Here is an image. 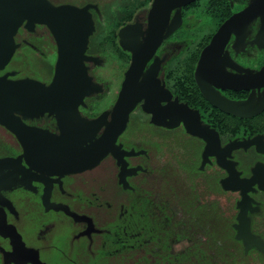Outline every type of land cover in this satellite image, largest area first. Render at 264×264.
<instances>
[{
	"label": "flooded vegetation",
	"instance_id": "af4514ba",
	"mask_svg": "<svg viewBox=\"0 0 264 264\" xmlns=\"http://www.w3.org/2000/svg\"><path fill=\"white\" fill-rule=\"evenodd\" d=\"M197 1L199 0L194 2ZM152 3L153 0H145L143 4L139 3L132 8L112 7L109 10L101 7L99 0H86L80 5H72L81 8L90 4L96 7L89 9L94 22V31L89 36L85 55L92 60L85 62V65L92 78V84L97 86L90 73L91 67L98 66L104 69L109 54L100 55L99 50L102 46L111 49L112 57L117 61V67L113 70L116 87L113 106L119 98L125 73L131 65L133 55L132 52L121 47L119 32L128 25H141L142 33L137 32L140 37L136 47L139 46L148 31V15ZM192 3L171 12L170 21L178 12L180 23L169 35L162 38L151 52L139 77V82L144 81L143 84L148 87L147 108L154 111L155 117L161 119L166 125H157L152 122L154 113L143 111L142 105L145 99H142L130 112L126 128L117 138V144H120L123 150H133L138 153V155L124 158L128 169L136 171L126 176L128 187L119 183L120 166L117 165L116 160L111 155L104 158L113 161L117 169V185L121 194L122 192L129 194L128 201H122V199L117 201L116 196L114 201L100 199V189L95 192L87 188L91 181H86L87 187L78 183L72 186L66 179L69 175L62 178L46 177L51 182L49 202L54 206H60V209H45L43 197L46 193V185L34 178H30V183L25 184L21 176L14 175L18 184L16 186L9 184V188L0 189V196L11 204L10 208L7 204L0 203V209L4 211L7 223L16 227L27 251H37L41 262L50 264L43 260L41 251H77V253L81 251L86 252V256L85 254L83 256L86 257L88 264H96L97 257L104 259L103 252L110 251L106 237L109 240L113 237L117 241L121 239V243L119 245L116 241L112 251H138L139 254L143 252L151 254V251H168V253L243 251L244 254V251H247L243 255L245 263L249 255L253 254L259 256L261 264H264V87L254 86L248 73L251 71L255 74L264 67V41L255 39L260 26L259 20L246 26L244 39L237 40L236 35L231 34L225 44H219L208 50L203 63L199 66L202 52L210 45L219 27L247 5L242 9L232 10L226 7V0H207V7L195 9L191 8ZM105 9L113 19L109 25L106 21L104 22L107 28L104 34L105 27L103 23L97 22V18ZM105 15L101 16L103 20H106ZM196 16H203L206 23L197 26L192 20L188 22V18ZM37 27L44 26L36 25L33 31H28L22 26L18 32L20 30L36 32ZM167 31L166 28L163 36ZM17 34L15 42L20 44L19 48L30 46L24 38H17ZM50 37L56 50L51 34ZM96 37H99L98 54L94 52L92 54L89 52L91 40L94 45ZM56 58L55 51L51 79L54 75ZM153 64L156 66L151 70ZM104 71L107 72L109 69L105 68ZM4 72L11 71H8L6 67ZM51 79L43 83L48 84ZM99 89L97 92L103 91V88L99 87ZM97 92L87 96L84 99L85 106L78 108L81 118L85 121L94 120L104 113H109L113 108L112 106L109 110L90 116L87 111L91 110L94 104L91 96ZM218 100L241 103L244 106L241 110L245 112L244 114L251 111L259 112L250 117H237L220 109L215 104ZM245 102L247 104H243ZM25 123L58 133L56 121L51 117L44 116L27 120ZM168 123H172V127H169ZM134 124L138 127L136 135L129 132ZM11 137L14 138L12 135ZM126 139H129L130 143L137 140L150 141L155 148H160V152L154 155V152L149 153L144 148L129 146V143L125 142ZM234 142L242 145L229 150L228 146ZM16 143L17 146L13 149L16 150L15 153L2 154L0 159L20 156L22 149L17 141ZM172 145H176V155L171 151L174 147ZM170 154L176 156L175 160L169 156ZM138 156H145L149 163H154L156 166L145 168L130 160L131 157ZM155 158L158 159L155 160ZM157 161H160V167ZM22 164L25 165L24 162ZM2 173L11 174L12 172ZM139 174L142 176L139 177ZM158 174H163L162 183L156 185L154 181ZM175 174L178 178L174 180ZM131 177H136L135 185L128 181ZM144 185L149 186L150 190H153L152 187L161 186V192L164 194H169V188H174L171 196H176L174 203H177L178 208L175 210L171 207L166 195L160 201H156L152 192L148 194L147 200L141 201L137 208L135 200L137 187ZM82 189L88 194L86 198L79 194ZM188 193H192L193 197L198 196L203 200L214 201V208H210L208 220L219 215L222 222H211L209 225L203 223L207 216L206 211L202 213L201 211L213 202L204 204L201 201L197 205L192 204L194 209L200 208V212L190 215L186 206ZM145 207L149 210L154 209L155 216L152 221L155 223L160 221L162 224L160 233L167 234L162 236L160 243L159 239H152L153 236L158 235L159 228L155 230L148 228L149 232L145 233L143 228L138 231V225L134 224V219L145 223L143 222L145 216L141 211ZM53 213L58 214L53 217ZM128 214L132 224H129L127 233L123 222ZM134 216L137 217L134 218ZM21 221L31 231L30 237L21 234L18 227ZM145 224L144 228L147 230ZM60 225H69L67 227L70 230L69 233L67 234L65 228L63 229ZM171 233L177 235V238L174 236L172 238L178 241L168 245L167 240H172L169 235ZM248 233L250 237L260 241L261 245L251 243L247 247L245 238ZM164 239L167 241L165 242L167 246ZM126 240L130 249L124 247L125 244L121 246L122 241ZM12 251L10 241L0 236V264H18L19 259L6 260L5 256ZM111 256H114V253L108 258ZM116 256L118 261L122 259L121 253L120 255L116 253ZM21 261H25V264H33L30 259H21ZM143 261L148 263L147 259Z\"/></svg>",
	"mask_w": 264,
	"mask_h": 264
},
{
	"label": "water",
	"instance_id": "95a60500",
	"mask_svg": "<svg viewBox=\"0 0 264 264\" xmlns=\"http://www.w3.org/2000/svg\"><path fill=\"white\" fill-rule=\"evenodd\" d=\"M194 1L196 0H153L148 15V31L143 37V42L137 47L136 43L140 37L138 34L142 33L141 25H128L120 30L121 47L133 55L119 98L109 113L85 121L81 118L78 108L85 106L84 99L87 96L100 90L92 84V78L85 65V62L92 60L85 55L89 36L94 31L89 9L96 7L90 4L81 8L68 4L55 6L48 0H0V127L8 131L22 149V154L17 158L0 159V189L9 188V184L16 186L18 182L14 175L21 176L25 184H29L30 178H34L46 185L43 197L45 209H60V206L49 202L51 182L46 177L62 178L65 175L92 170L108 155L120 166L119 183L128 187L126 176L136 171L128 169L124 158L138 153L123 150L122 146L117 144V138L125 130L130 112L142 99H145L143 111L154 113L147 108L148 87L143 84L144 81L139 82L140 74L151 52L162 38L179 25L178 12L170 21L171 12ZM257 19L260 26L255 39L264 41V0H249L242 11L233 14L219 27L210 45L202 52L199 66L203 63L207 51L219 44H225L231 34H235L237 40L244 39L246 26ZM36 25L46 27L56 45L54 75L48 84L31 78L13 79L16 72H4L20 46L15 42L19 28L23 26L24 29L33 31ZM166 28L168 31L163 36ZM155 66L153 64L151 70ZM149 73L150 70L147 78ZM248 73L254 86L264 87V67L255 74L251 71ZM215 104L237 117H250L259 112L244 114L245 112L241 111L244 107L241 103L218 100ZM184 107L187 109V106ZM44 116L55 119L57 134L25 123L27 120ZM152 122L166 125L155 117V113ZM168 126L172 127V123H168ZM241 145L234 142L228 148L236 149ZM4 171L12 173L3 174ZM0 203L11 208V204L1 196ZM0 236L10 241L13 249L5 256L6 260L19 259L18 264H25L21 259H30L33 264H45L39 260L37 251H27L21 235L15 226L7 223L2 209ZM245 242L247 247L251 243L261 245L260 241L250 237L249 233L246 234Z\"/></svg>",
	"mask_w": 264,
	"mask_h": 264
},
{
	"label": "rangeland",
	"instance_id": "374dc122",
	"mask_svg": "<svg viewBox=\"0 0 264 264\" xmlns=\"http://www.w3.org/2000/svg\"><path fill=\"white\" fill-rule=\"evenodd\" d=\"M52 4L54 5H62V4H70V5H80L82 3H84V1L86 0H49ZM99 0V4L101 7L106 8L107 10L111 9L112 7L114 8H132V6H138L139 3L143 4L145 2V0ZM249 0H226V7H228L229 9L235 10V9H242L244 8L247 4H248ZM205 7H207V0H199L197 2H194L191 4V8H195V9H204ZM102 11V14H106L105 18L106 20H103V18L101 16H98L97 18V22L98 23H103L102 25L105 27L103 28L104 30V34L106 32V25H104V22L106 21L107 24L109 25L111 21V15H108L109 12H107V10ZM203 13V12H202ZM201 13V14H202ZM188 22H194L197 26H200L201 23H206L204 20V17H198L196 16L194 17H190L187 19ZM204 20V22H203ZM96 22V24H97ZM103 34V35H104ZM24 38L26 40V43L29 44L30 46H22L20 48H18L12 58V60L10 61V63L7 66V70L11 71V72H16L18 73L17 77L19 78H32L35 80H38L40 82H48L51 79L52 76V64L54 62L55 59V46L54 43L52 42V39L50 37V34L48 32L47 29H45L44 27H37L36 32H23V31H19L17 34V38ZM98 39L99 37L94 38V45H93V41L91 40V45H90V50L89 52H94L96 54H98ZM103 49V51H102ZM102 51V52H101ZM92 53V54H94ZM99 54L100 55H108L107 59L105 57V59L107 60V63L104 67V69L102 68H98L95 66L91 67V76L94 77L95 82L97 83L98 87L103 88L102 92H97L95 94H93L91 96L92 101L94 102V104L92 105V109L88 110L87 112L90 113V116H95L96 114H98L100 111H104V110H109L111 109V107L113 106L114 103V96H115V92H116V87L114 84V69L116 66L117 61L112 57V51L110 48L104 47L102 46L99 50ZM105 68L109 69V71H104ZM85 111V110H83ZM86 113V112H85ZM137 118V117H136ZM137 120V119H135ZM133 120V121H135ZM138 127L136 126V124H134L129 130V132H131L132 135H136L138 133ZM125 139V138H124ZM129 139H126L125 142H128ZM129 143V146L132 147H136V148H144L146 150L149 151V153H153L154 155L157 154V152H160V148H155L153 144H150V141H132L131 143ZM17 146V143L15 141L14 138L11 137V135L6 132L2 127H0V155L5 154V153H15L16 150H13L15 147ZM174 147H172V152L176 151V145H172ZM162 154V153H161ZM176 155V154H175ZM175 155H169L170 157H172L174 160L176 158ZM158 158H155V160ZM130 160L134 163H139L142 166L146 167H153L155 164L154 163H149L148 162V158H146L145 156H138V157H131ZM158 162V166L160 165V161ZM156 166V165H155ZM160 167V166H159ZM174 167H176L174 165ZM116 167L114 166V163L112 160H109V158H106L102 161V163L97 166L96 168L80 173V174H75V175H69L66 177L68 184L75 185L76 183H78L81 186H85L87 187V183L86 181H91L88 184L90 186H88L87 188L93 189L95 192L97 189L99 190V197L100 199L104 198L105 200H110V201H114L115 196L117 198V201L121 200L124 201H128L129 199V194H124V192H122L119 190L120 188L117 185V177H116ZM139 177L142 176L141 174L138 175ZM162 176L163 174H158L156 175L154 184L159 185L162 183ZM174 180L178 178L177 174L174 175ZM172 178V176H170ZM136 177H131L128 178V181L135 185L136 184ZM142 180V178H141ZM145 180V179H143ZM72 182V183H71ZM75 182V183H74ZM139 182V181H138ZM141 182V181H140ZM145 181H142L141 183H144ZM174 182V181H173ZM141 183H139L141 185ZM146 183V182H145ZM83 184V185H82ZM172 185V183H171ZM118 187V189H116ZM173 187V186H172ZM153 190H150V187L147 185L144 186H139L137 187L138 192L136 194L135 200H136V207L138 208L139 204L141 203L142 200L148 198V194L150 192L153 193V195L156 198V201H160L161 199H163V196L166 195L168 202L170 203L171 207H174V209L176 210L177 207V203H174V201L176 200V196H171L172 195V191L174 188H169L170 189V193L169 194H164V192H161V186H158L157 188L152 187ZM82 192H79L80 195H82L83 197H87L88 194H86V190L83 191V189L81 190ZM77 192V191H76ZM187 204L186 206L188 207L189 210V214L193 215L194 212L195 213H199L200 212V208H196L194 209L192 207L193 205H197L199 204L201 201L205 204V203H211L213 202V204L207 205V207H205L201 213L203 211H206V218L204 219V222L206 225H209L211 222L212 223H216V222H222L221 217H219V215H215L213 216L210 220H208L209 218V213H210V208H214V201H210V200H203L200 199V197L196 196L193 197L192 193H188L187 197ZM102 201V200H101ZM216 205L218 206V203H216ZM128 206V205H126ZM157 207V206H156ZM221 207V205H220ZM193 209V211H192ZM219 209V208H218ZM113 211V210H112ZM144 213V218L143 222H145L144 224L147 227V230H145L144 228V224L140 221V220H136L134 219V224L135 226L138 225V231L139 230H143V232L148 233L149 230L148 228H150V230H155L156 228H159V233L157 236H151V238L153 240H155V238L159 239L158 242L160 243V240L162 239V236H167L166 233L163 232V235L160 233L161 232V227L162 224L160 221H158V223L153 222L152 220L154 219V209L151 208L150 210L148 208L145 207L142 208L141 210ZM40 213V211H38ZM200 213V215H201ZM58 213H53V217L56 216ZM52 217V216H51ZM137 216H134V218ZM147 218V219H146ZM124 228H126V232L128 233L129 231V224L131 223V219L129 217V214L126 215V219L123 222ZM62 226V228L64 230L67 231V234L69 233V229L67 228L69 225H60ZM161 226V227H160ZM18 227L19 230L21 232V234H23L26 237H30V230L29 228H27L26 226H24V223L21 221L18 223ZM143 228V229H142ZM61 231V230H60ZM59 233V231H58ZM171 235L172 239L167 240L168 241V245L172 244V243H176L178 240H176L175 238H177V235L175 233H171L169 234ZM172 236H174L175 238H172ZM110 237V236H109ZM123 237V236H121ZM107 238V242L108 245L110 247V251H104L103 253V258L104 259H100L97 257L98 261L96 262V264H243L245 263V258H244V254L246 253L244 251H176V252H169L168 251H151V254L149 253H145L143 252L142 254H139V252H135V251H112L113 245L114 243H116L117 239H113V237H110V240ZM175 239V240H174ZM164 239V243L167 242ZM117 242H119V245L121 243V239H119ZM156 242V241H155ZM154 242V243H155ZM158 243V244H159ZM124 245V247H129V243L128 241H122L121 246ZM105 246L107 247V244L105 243ZM159 246V245H158ZM165 246H167V244L165 243ZM131 247H129L128 249H130ZM108 253L113 254L114 256H111L108 258ZM116 253H118V255H120L121 253V258L119 261L117 260V256ZM85 254L86 256V252H81L79 251L77 253V251H41V255L44 261L50 263V264H82V263H86L88 264V262L86 261V257H84L83 255ZM77 257V258H76ZM243 257V258H242ZM147 259V261L144 262L143 260ZM117 260V261H116ZM150 261V262H149ZM246 264H261V261L259 259V256L257 255H249L248 259L246 260Z\"/></svg>",
	"mask_w": 264,
	"mask_h": 264
},
{
	"label": "trees",
	"instance_id": "16d2710c",
	"mask_svg": "<svg viewBox=\"0 0 264 264\" xmlns=\"http://www.w3.org/2000/svg\"><path fill=\"white\" fill-rule=\"evenodd\" d=\"M202 264H204V263H202ZM243 264H246V263H243Z\"/></svg>",
	"mask_w": 264,
	"mask_h": 264
}]
</instances>
